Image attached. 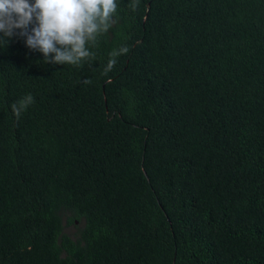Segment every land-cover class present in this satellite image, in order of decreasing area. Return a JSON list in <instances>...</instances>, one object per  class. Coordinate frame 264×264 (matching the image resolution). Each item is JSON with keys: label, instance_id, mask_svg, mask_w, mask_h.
Here are the masks:
<instances>
[{"label": "trees", "instance_id": "trees-1", "mask_svg": "<svg viewBox=\"0 0 264 264\" xmlns=\"http://www.w3.org/2000/svg\"><path fill=\"white\" fill-rule=\"evenodd\" d=\"M117 3L80 66L0 46V264H264V0Z\"/></svg>", "mask_w": 264, "mask_h": 264}, {"label": "clouds", "instance_id": "clouds-1", "mask_svg": "<svg viewBox=\"0 0 264 264\" xmlns=\"http://www.w3.org/2000/svg\"><path fill=\"white\" fill-rule=\"evenodd\" d=\"M138 5L139 0H131L129 7L135 11ZM117 11V0H0V46L6 48L10 38L19 36L43 55L45 64L80 66L94 58L90 46L113 27ZM128 51L114 50L105 73ZM34 103L30 93L13 103L16 118Z\"/></svg>", "mask_w": 264, "mask_h": 264}]
</instances>
